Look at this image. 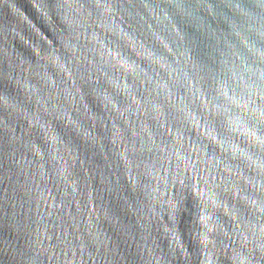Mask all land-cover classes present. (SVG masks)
I'll return each instance as SVG.
<instances>
[{"label":"water","instance_id":"1","mask_svg":"<svg viewBox=\"0 0 264 264\" xmlns=\"http://www.w3.org/2000/svg\"><path fill=\"white\" fill-rule=\"evenodd\" d=\"M0 264H264V0H0Z\"/></svg>","mask_w":264,"mask_h":264}]
</instances>
